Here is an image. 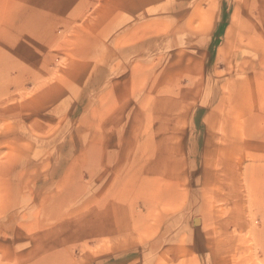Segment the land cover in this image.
Returning <instances> with one entry per match:
<instances>
[{"label": "rangeland", "instance_id": "obj_1", "mask_svg": "<svg viewBox=\"0 0 264 264\" xmlns=\"http://www.w3.org/2000/svg\"><path fill=\"white\" fill-rule=\"evenodd\" d=\"M55 1L0 0V264H264V0Z\"/></svg>", "mask_w": 264, "mask_h": 264}, {"label": "bare ground", "instance_id": "obj_2", "mask_svg": "<svg viewBox=\"0 0 264 264\" xmlns=\"http://www.w3.org/2000/svg\"><path fill=\"white\" fill-rule=\"evenodd\" d=\"M64 1V0H63ZM66 1V0H65ZM70 1H72V2H74L75 4H74V7H75V5L77 6L78 5V2H77V4H76V1H74V0H70ZM69 0H68V2H69V4L71 3ZM57 4H60L61 3V0H57V1H55ZM70 6V5H69ZM28 15H24V17H27ZM202 19V18H201ZM242 44V43H241ZM148 122V121H147ZM151 123H152V121H151ZM148 131V130H147ZM145 134V133H144ZM149 134L150 133H148V136H149ZM152 134V133H151ZM135 138H138L139 139V137L138 136H136ZM146 138H147V135H146ZM152 140H153V138H151ZM145 142V141H144ZM147 142H150L151 143V140H150V138L149 139H147L146 140V142L145 143H147ZM156 142V141H155ZM111 144V143H110ZM147 145H145L144 147H146ZM150 146H152V145H150ZM109 148V147H108ZM151 150V152L154 150V145L150 148V149H147V151H150ZM151 152H149V153H151ZM148 155V154H147ZM151 155V154H150ZM149 156V155H148ZM149 158V157H148ZM146 163V162H145ZM153 163V162H152ZM157 163H155V165H156ZM151 165H153V164H151ZM125 166V165H124ZM124 168V167H123ZM144 171V168H143V170H142V172ZM156 171V170H155ZM75 172V171H74ZM140 173V171H137V173ZM138 173V174H139ZM141 174V173H140ZM137 175V174H136ZM139 176V175H138ZM141 176V175H140ZM144 176V175H143ZM141 178V177H140ZM68 180V179H67ZM150 180H152V179H150ZM135 181V180H134ZM140 181V180H139ZM145 181V180H144ZM142 182V181H141ZM66 183V182H65ZM63 184V188L61 189V190H59L60 191V196L57 198V199H59V200H64V199H67V198H70V197H73L74 195H75V193L77 192V191H79L80 189V187H77V185H74L73 183H69L68 181H67V183L66 184ZM144 183V182H143ZM65 185V186H64ZM132 185V184H131ZM130 185V186H131ZM137 186V185H136ZM139 187V186H138ZM140 188H142V185L140 186ZM140 188H139V190H140ZM138 189V188H137ZM57 190H58V188H57ZM157 192V191H156ZM160 194V193H159ZM50 195V194H49ZM48 194H47V198H48V196H49ZM128 195V194H127ZM161 195L163 196V198H164V200L165 201H167V199H168V194L166 193V192H163V193H161ZM51 197V196H50ZM54 198V197H53ZM171 198V197H170ZM45 200V199H44ZM46 201H47V199H46ZM49 201V200H48ZM51 201V200H50ZM164 201V202H165ZM163 202V203H164ZM46 203V202H45ZM49 203V202H48ZM118 207V206H117ZM115 209H116V207H115ZM123 211V210H122ZM121 212V211H120ZM118 213H119V211H118ZM122 213V215H121V217L123 216V212H121ZM126 213H128V212H126ZM115 214V213H114ZM126 216V215H125ZM119 217V216H118ZM125 218V217H124ZM111 219V218H110ZM119 220H122V219H119ZM90 224V225H89ZM117 223H115V224H112V227H113V225H116ZM95 226V228L94 229H92V226ZM76 226L77 227H79V231L81 232V231H83V228L82 227H85V226H88V230L89 231H91V232H95V233H97V234H103V236H104V234L106 233V231H107V226H109V228H111V232H112V235H113V232L115 231V228L113 229L112 227H110V224H108L107 223V221H105V220H103L102 219V217L101 216H97V215H91V216H88V217H84L83 219H80L78 222H76ZM120 228V227H119ZM118 229V228H117ZM124 228H120V232H124V230H123ZM118 232V231H117ZM110 233V232H109ZM118 234V233H117ZM107 235V234H106ZM110 239L112 238L113 240H115V239H117L118 237H123L124 238V235L122 234L121 235V233L120 234H118V235H116V231H115V236H108ZM113 242V241H112ZM114 242H116V241H114ZM117 243H118V245L119 246H125L126 244H129V243H127V241L125 240V239H122V238H120V240L118 241L117 240ZM114 247L116 246V244L115 245H113Z\"/></svg>", "mask_w": 264, "mask_h": 264}]
</instances>
